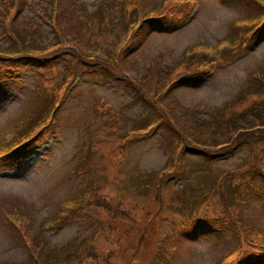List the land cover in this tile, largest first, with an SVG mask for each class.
Instances as JSON below:
<instances>
[{
    "label": "rangeland",
    "instance_id": "374dc122",
    "mask_svg": "<svg viewBox=\"0 0 264 264\" xmlns=\"http://www.w3.org/2000/svg\"><path fill=\"white\" fill-rule=\"evenodd\" d=\"M60 1L65 8L66 30L57 26L58 0H52L50 7L54 16L52 26L45 16L46 11L42 14L45 18L34 13L36 9L42 12V7L47 10L50 5L48 0H0L1 53H11L18 49L13 36L6 31V21H9L10 15L18 7L11 23L12 32L20 24L21 29L25 27L23 33H26V28L39 22L40 35L35 40L31 38V43L37 44L39 41L42 46L44 37L57 42L59 33L62 41L75 50L69 49V52L58 55L51 62L47 61V78L40 80L43 89H47L49 85L52 89L56 88L55 82L58 87H66L69 83V90L72 88L69 92H64L58 106L55 105L54 92L50 94L52 89L47 91V96L41 98L40 104H46L49 109L55 108V126L49 132L46 142L36 151L29 150L20 163L17 153L12 163L6 162L5 157L10 154L6 153L9 151L0 155V169L7 170L0 171V264H43L41 261H25L29 249L22 239L24 236L34 238L40 243L39 249L44 255L45 263L47 255L51 253L54 258L57 256L58 264H78L76 250L87 252V247H93L97 249L100 257L110 252L109 264H238L237 256L232 253L237 251L234 250L237 244L235 238H240L237 226L247 232L256 230L264 234L263 179L259 174L249 178L254 189L251 194L243 195L241 187L246 180L243 174L233 180L227 177L219 179V176L223 170L247 162V150L241 148L237 154H231L225 159L207 160L189 152L176 157L179 160L177 170L182 179L170 182L175 187L172 192L163 184L159 188L163 193L161 213L171 221L165 223L158 220V214L149 217L151 208L160 206V201H150L153 200V190L147 188V185L157 180L154 172L174 163L169 157L176 141L182 138L174 140L170 125L165 121L157 122L161 113L154 109L140 89L131 87L125 75H110L99 68V63L94 67L87 64L82 57L80 59L74 55L86 51L80 49L82 46L104 52L110 47L109 43L107 45L108 38H113L114 33L111 30L121 28L134 15L124 9L122 0H75L77 9L69 4L70 0ZM161 1L139 0L138 7L143 17L164 13V18L160 20L162 24L159 23V26L147 23V30L138 32L139 43L133 53L125 55L123 60V68L128 74L139 76L142 73L141 76L148 77L143 86L152 88L150 90H153V82L158 79L162 65L173 67L178 60L184 61L185 56L193 51L190 47L196 44L215 45L219 39L226 40L234 17L243 16L240 22L244 23L246 16L259 9L251 0H195L192 1L193 9L181 13L178 0H173L170 11H157V5ZM22 3L26 5L20 9ZM188 11L190 12L187 14ZM101 26L103 35L99 31ZM69 33L79 34L77 46L71 44L75 41ZM229 44V41L225 42V45ZM219 54L218 59L214 56L216 62L208 75L196 82L177 83L158 104L164 102L174 113L187 120L190 119L191 112H197L201 116L197 108L202 104L219 108L220 117H225L230 107L236 104L240 90L250 81L251 72L264 65V35L234 52L229 51L225 61H219L223 59L222 53ZM95 59L99 60V57ZM9 62L10 59L1 56L0 142L1 130L5 126L8 127L17 118H31L32 113L27 114L23 109L28 106L32 92L35 89L37 92V88H32L40 77L29 64L21 61L11 71ZM73 63L81 78L78 84L76 74L69 70ZM83 69H88V73ZM64 71L68 72L63 73ZM167 77L170 83L175 76L167 74ZM106 104H110V108ZM145 118L157 123V127L144 135L128 138V151L123 155L116 144L123 132H127L125 128H131ZM88 141V151L84 152L83 145ZM34 143L35 140H31L27 145L34 146ZM47 147L53 152L48 157V166H43L45 157L38 164L31 163L35 156L39 160ZM79 159L87 165L94 163L87 173L92 179L76 174L67 176L75 171L83 172ZM101 166H104L102 170ZM42 168L46 171L40 175L36 171ZM204 173L209 178L200 177ZM186 178L189 182L191 180V186L195 185L197 179L200 185L209 189L208 196L213 194L207 211L203 209L209 216L217 214L216 208L221 207L217 189L223 184L228 197L234 199V211L240 212L237 224L232 227L223 222L206 223L200 226L203 227L202 230L194 225L191 234L186 233L183 229L190 226L195 215L203 217L201 211L175 218L168 209L190 208L191 191L184 189L186 183L183 182ZM132 190L134 194L140 195V200L132 195ZM94 192L110 196L113 202L121 200L127 211L123 213L126 219L110 220L111 212L100 214L95 211L94 206L84 208L83 201L77 204L81 208L78 218L70 208L62 207L67 196L80 195L84 200ZM196 193L199 195V190ZM201 207L198 205L199 209ZM64 210L66 213L62 215ZM1 212L14 221L6 222ZM17 213L20 215L18 220ZM149 218V223H146ZM226 218L229 217L224 214L219 216L221 220ZM105 219L110 221L106 222ZM42 220L45 223L39 224ZM159 224L163 225L160 230ZM141 232L143 234L140 236ZM165 233L171 235L169 239L174 243L171 251L166 252L169 254L167 256L159 252L160 246L155 252L151 251L156 234L161 238Z\"/></svg>",
    "mask_w": 264,
    "mask_h": 264
},
{
    "label": "trees",
    "instance_id": "16d2710c",
    "mask_svg": "<svg viewBox=\"0 0 264 264\" xmlns=\"http://www.w3.org/2000/svg\"><path fill=\"white\" fill-rule=\"evenodd\" d=\"M254 3L259 7L258 11L252 14L255 20L250 19L244 23H241L237 21L242 17L233 19L230 23L229 31L227 33V39L230 44H222L221 51L225 50L227 52H234L253 40L255 34H263L264 1L261 2L255 0ZM29 8L30 7H28V9ZM41 9L43 11L38 13L39 17H48V9L46 10L45 7H42ZM44 11H46L45 16L42 15L44 14ZM34 13L35 15H37L36 11H34ZM64 13L65 8L63 4L58 8V15L56 19L57 26L61 28L65 27L64 21L66 17L64 16ZM50 19L54 20V16L52 15ZM39 25V22H34L32 25L26 28L28 29L26 33H23L25 27L21 29L20 24L16 25L15 32L19 36V39L16 40V42H22L20 52L16 55H10L6 53L0 54V59L1 56H3L5 59H10L9 70H15L18 61H21L24 64H29L35 72L40 74L38 82L32 88H37V92L36 89L32 92L33 95L29 96L28 106L23 109L27 114L32 113L31 118H17L16 121H14L11 125L13 129L10 132V138H15L16 140H19L18 142L24 141V137L28 138L34 136L41 130L35 124L43 115L46 114L48 110L46 104H40L41 98L47 96V91L49 92L52 89L50 85L47 89H43L44 86H42L40 83V80H45V78H47L45 74L48 71L47 63H44L43 61L47 58L53 57L56 54L63 53L64 49H66V47L60 46L49 50V52L47 53L42 54V48H40L41 45H39L40 42L38 41V43L36 44V42L33 41L34 43H31V38L32 40H35L37 39L36 36L40 35ZM119 31H125V28H120ZM132 40L133 35H130L125 46L122 49V52L127 51L130 48L129 42H131ZM42 45L44 46V43ZM82 54L83 53H76L74 55L80 57V55ZM209 55V53L201 51L200 53L191 52L190 54L185 56L184 61L176 62L173 67H170L168 64V67H166V65H162L161 73L158 79L153 82V84L156 85L160 81L162 82L165 75L168 74V71L171 74H174L175 77H184L187 71L196 70L198 68L196 66V63L203 64L204 62H208L211 59ZM83 59L86 62V58ZM114 67L115 65L108 64L107 62H104L103 65L100 66L101 69H105L106 71H114ZM257 69L260 73L252 72L250 81L245 86H243L245 88H242L240 90V96L238 95L237 99L235 100L236 104H233V107H230L229 115L222 120H217L215 116L208 115L210 111L220 114L219 108L214 109L204 106V108L201 110L203 112L200 113L198 110L202 117L199 116L197 112H191L190 119L187 120L178 116L177 113H172L171 109L166 104L163 105L164 108H166L167 111L172 114L173 119H171V121L174 122L176 126L178 125V127L180 124L182 130L184 131L182 134L183 146L187 147L190 150H200L205 156L207 154L208 158L216 155H220V157L225 158L232 153H236L237 150L241 147H244L248 151L250 158H254L260 153H262V156L264 155V65L257 67ZM53 77L55 78V76H52V78ZM48 79H50V77H48ZM55 85H57L56 82ZM55 90L56 88L53 87L50 94H52ZM50 94L48 97H50ZM184 122L186 123L184 124ZM172 130L176 132V129L174 127H172ZM211 145H217L218 148H208V151L204 150L206 147ZM120 146V149L123 152L125 144L120 143ZM244 168H246V164L242 165L236 172L227 171L226 175H231L232 179H234L238 175L244 174L248 171L247 169L243 170ZM243 176L245 178V175ZM246 181L248 182H246L241 188V193L243 195L251 194L252 190L254 189L253 183L248 179ZM147 188H151L153 190V200L150 201H157L158 199L160 201V205L163 206V202L161 199L163 193H161L159 189L161 188V186L157 182H153ZM130 192H128V194ZM133 192L134 190H132V195L137 196V198L140 200V195H136ZM220 196L221 198L219 199V204L221 205V207L216 208L217 214L213 213L214 216L205 215V218L218 221L220 214H226L231 215L233 217L231 218L232 222L235 221L234 223H236L240 217V212L234 211V199L228 197L225 189L220 191ZM212 198L213 196H209L202 201V204H204L202 209H205L207 211V208L212 201L210 199ZM112 202L113 199L110 196L104 195L100 192H96L90 194L89 197L85 198L82 204L85 206H94L95 211L100 214L106 211L107 213L111 212L112 215L110 220L126 218L125 216H123V213H127V211L121 200L117 199V201L113 202V204ZM130 209L134 210V208L132 207ZM154 214H158V212L153 213L151 211L149 217H152ZM105 216L107 218L106 213ZM110 220L105 219L106 222ZM147 220H150V218ZM252 231L258 235V238L262 233L256 230ZM98 233L99 232H97V235ZM25 238V245L29 249V255H27L26 260H29V263H31L32 261H41L43 262V264H58L56 263L57 256L54 258V256H51V253L47 255L45 263V258L43 257L44 255L39 249L40 243L34 238L29 237L30 239H28L26 236ZM254 240L260 243L264 242V240L262 239ZM87 248V252H84L83 250H76V261L78 262V264H109L111 257L109 256L110 252H107L105 255H102L100 257V254L98 255L97 249H93V247ZM168 250L170 251L171 249ZM162 254L165 256L168 255L165 251H162ZM84 258L85 260H87L85 261ZM89 259H91V261H89ZM256 259L257 261H260L262 258L258 255L256 256Z\"/></svg>",
    "mask_w": 264,
    "mask_h": 264
}]
</instances>
